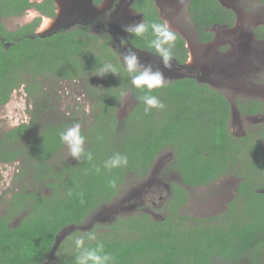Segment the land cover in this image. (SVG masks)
I'll return each mask as SVG.
<instances>
[{"label":"trees","instance_id":"1","mask_svg":"<svg viewBox=\"0 0 264 264\" xmlns=\"http://www.w3.org/2000/svg\"><path fill=\"white\" fill-rule=\"evenodd\" d=\"M101 2L93 0L95 5ZM191 3L201 42L214 36L205 27L215 23L232 27L235 22V13L218 0ZM135 6L147 22H161L151 1L139 0ZM30 9L40 16L14 31L1 21L23 17ZM56 10L54 0H0V106L23 85L34 97L31 121L0 132V184L1 166L13 165L18 168L12 183H19L7 199L0 195V205H5L0 211V264H52L46 261L56 247L55 264H75L69 237L89 231L105 243L116 264H264V152L254 134L238 137L231 132L232 105L227 97L195 78H180L151 93L166 107L146 114L138 100L145 91L131 85L120 51L111 48L117 46L112 36H100V29L90 26L37 34L43 18H55ZM258 31L259 39H264L263 29ZM147 39L131 37L130 43L152 58ZM187 58L186 42L178 36L173 59L184 64ZM109 61L119 62L121 75H92ZM60 79L81 80L91 100L90 123L82 127L86 148L93 154L91 162L70 157L60 141L59 132L77 122L61 111L55 91L48 90L53 80ZM122 91L131 93L135 105L118 117ZM238 104L242 114L264 112L262 101ZM98 136L103 140L98 141ZM166 150L174 158L165 171L177 172L182 181L171 183L165 218L122 215L106 231H97L98 225L103 228L98 223L94 229L74 230L61 239L65 230L81 227L97 208L111 204L130 178L148 175ZM115 152L128 157L127 167L103 170L100 175L90 171L102 167ZM228 177L238 178L240 188L226 213L210 218L184 215L189 202L186 187L211 186ZM110 179H116V187L110 186Z\"/></svg>","mask_w":264,"mask_h":264},{"label":"rangeland","instance_id":"2","mask_svg":"<svg viewBox=\"0 0 264 264\" xmlns=\"http://www.w3.org/2000/svg\"><path fill=\"white\" fill-rule=\"evenodd\" d=\"M33 1L40 2L42 0ZM70 1L71 0H55L56 5L58 7V17H44L40 27L37 30V34L46 35L51 32L64 29L65 27L74 28L79 24H82L81 26L86 25L81 18L74 15L76 14V10L73 9V7L70 8ZM233 3L242 13L246 14V16L242 18L241 23H239V26L236 29L237 32H240L241 30L245 34H250V29L254 27V25L256 26L258 25V23L259 25H264V17L261 15V13H264V6H261L253 0H242V3ZM184 15L186 14L183 13V16ZM39 16L40 15L38 14V12L33 9H30L26 12L23 17L6 18L3 19V22L9 30L14 31L19 27L27 24L28 22L33 21L36 17ZM65 16L67 17L66 22L64 20ZM68 16H72L69 21ZM186 18L189 19L187 15ZM95 23L96 21L94 20L90 27L94 29H100V31L98 30V34H100V36H104L105 31L102 28H99L101 23ZM62 25H65V27H63ZM183 25H185V23H183ZM93 32L96 33L95 31ZM227 35L229 34L227 31H225V34L220 39H228L226 37ZM233 36L236 35H234V33H230V37ZM112 39L117 46H111V48L114 51H116V49L120 51L119 57L122 60V52L124 51V49L120 46V37L113 38L112 36ZM192 41L194 42V44L198 45V40L193 39V36ZM248 41H250V43H255V41L251 39ZM258 45L260 47L258 46L259 50H255L257 56L256 59L254 58L255 61H252L250 63L246 62L247 68H250V66L252 65V68H254L255 70L254 71L251 69L254 75L253 85L264 84V62L260 59V56L264 54V41H261V43H259ZM188 46L190 50L191 45L189 44ZM195 50L196 46L194 45L192 52H190V67H188L187 70H182L183 73H186V71L191 70L193 68H201L204 66L202 60H199L198 62L192 61V59L195 58V55L193 53ZM203 50H205V52L208 51L205 48H202V51ZM221 63L226 65V59H223ZM239 67L245 68V65ZM194 73L196 76H198L196 72ZM180 76L183 75L181 74ZM219 77L216 81L226 87V81H224L222 77L221 79ZM94 81L96 83L98 80L95 79ZM88 86H94V83H89ZM249 87L250 86L240 88H235L233 86L226 87L230 91L229 93L225 92V94L229 97L228 99L231 101L233 108L234 106H236L235 104L238 99H246L238 97L234 98L232 96L233 92L237 93V95H240L241 97L246 95L251 97H258L253 99L264 100V96L249 93L246 90ZM215 88L221 89L219 85H217V87ZM48 90L55 91V96L56 98H58L57 100L59 102L61 111L67 117H74L73 120L77 122L79 121L82 127H85L88 123H90L89 118L92 116L91 114L93 113V106L91 105V100L90 98H88L87 91L84 89L81 80H53V83ZM252 91L253 90L251 88V92ZM41 96L43 97V95ZM131 96V93H128L126 96L123 97L121 101V107L118 111V117H123L127 115L130 110L134 107L135 102L131 99ZM33 98L34 97L28 96L26 90L24 89V85L12 93L10 101L5 105L0 106V132L9 131L16 126H19L20 124L29 123L31 121L32 114H30L29 111H33L34 109ZM261 119L262 117L248 119L234 111L233 119L229 122V127L234 134L243 136L245 134L247 135L250 132L258 130L259 125L262 124ZM84 120L86 121V123L83 122ZM261 152H264V147H261ZM173 158L174 154L171 150H166L162 152L156 158L152 169L150 170L148 175L143 178H130L121 189L119 195L111 204L97 208V210H95L93 214L88 218L87 222H85L81 227H71L68 230H65V232H63V234L61 235V239H64L74 230L88 231L94 229L98 223L102 225L103 228L98 225V227H96L97 231H106L108 230V226L113 221L125 214L138 215L145 213L156 220H161L165 218L166 214L163 208L166 204L167 198L172 193L171 183L174 181L180 182V176L177 172L172 171L168 173L165 171V168L171 163ZM17 168L18 167L16 165L8 167L1 166L2 180L0 184V195H2L5 199H7L12 194L13 189H16V187L19 185V183L17 184L16 182L15 184H17V186L13 185L12 183L14 172L17 171ZM228 179V182H223L224 180H222L221 182L208 187L193 189V191L191 190V199L186 205V211L184 212V215H188L190 217L194 216L198 218H207L226 212L227 202L232 198L235 192V189L233 188L234 182H237L236 177H228ZM4 209L5 205H0V211H4ZM57 248L58 247H56L48 256L46 262L52 264H55L57 262Z\"/></svg>","mask_w":264,"mask_h":264},{"label":"flooded vegetation","instance_id":"3","mask_svg":"<svg viewBox=\"0 0 264 264\" xmlns=\"http://www.w3.org/2000/svg\"><path fill=\"white\" fill-rule=\"evenodd\" d=\"M44 1L45 0L35 3H41ZM137 1L139 0H102V2L99 5H95L93 1H91L92 2L91 4L89 0H79L80 6L78 8H75L76 14L74 15L78 16L84 21V23L86 24L84 26H90L94 20L96 21L95 24L101 23L99 28H102L105 31V34H109L110 36H113V38L120 37L121 39L123 37L124 39L129 40V47H133L130 43L131 37L129 36L128 33L123 31V26L131 24L133 22H139L145 18V14L143 12L136 10L137 6H135V4ZM149 1H151L156 7L158 11L159 20L161 22L162 21L169 22V25L171 29L175 32L176 36L177 37L179 36L185 40L186 47L188 49V58L184 62V64H180L175 59H172V67L169 70L163 68V65L160 63L157 57L155 56H153L152 58L146 57L150 53L143 52L135 48L138 54L140 55L142 63L145 64L151 63L153 67L160 68V70L163 71L164 76L166 78V83L172 82L180 78L191 77L198 80L201 84L212 86L213 88L219 85L221 89L220 88H215V89L221 91V93H223L227 97V99L229 97L225 94V92L229 93L230 91L229 89L226 88L227 86H233L235 88L250 86L253 91L251 92V88L249 87L246 89L249 93H253L259 96H264V84L253 85L254 75L252 73V70H254V68H252V65L250 66V68L246 67V62L250 63L252 61H255L254 58L255 59L257 58L255 50H259L258 44L261 43V41H264V39H259V35L261 34V32L259 33L258 29L262 28L264 32V25L262 24L259 25V23L256 26L254 25V27L250 29L251 31L250 34H245L241 30L240 32H237L236 29L239 26V23H241L242 18L246 16V14L242 13L233 2L242 3V0H218L221 6L235 13V22L232 27H228L226 25H220L219 23H215L212 26L205 27L204 31H208L214 34L213 39L207 43L201 42L199 25L195 20L196 16L191 11V6H192L191 0H149ZM253 1L257 3L256 0ZM32 2L34 1L32 0ZM261 6H264V4H261ZM183 13H185L189 19L186 18V15L183 16ZM261 15L264 17V13H261ZM71 17L72 16L70 17L68 16V21L71 19ZM64 20L65 22L67 21L66 16L64 17ZM1 21L3 22V19ZM183 23H185L186 27L185 25H183ZM81 25L82 24H79L74 28H66L64 25L65 27L64 29L57 31H62V30L67 31L70 29H76ZM225 31H227L229 34L226 36L228 39L221 40L220 38L223 37ZM230 33H234V35L236 36L230 37ZM192 36L193 39L198 40V45L194 44V42L192 41ZM250 39L255 41V43H250V41H248ZM247 43L249 44L248 46H246ZM189 44L191 45L190 50L188 46ZM194 45L196 46V50L193 52L195 58L192 59V61L198 62L199 60H202L204 66L201 68H193L191 70L186 71V73H183L182 70H187V68L190 67L189 66L190 65L189 60L191 57L190 52H192ZM202 48H205L208 51L207 52H205V50L202 51ZM223 59H226L227 61L226 65L221 63ZM260 59L261 61L264 62V54L260 56ZM241 62L242 65H245V68L239 67L242 66ZM194 72H196L198 76H196ZM181 74L183 76H180ZM218 77L220 79L222 77V79L226 81L225 84L226 87H224V85H221L218 83V81H216ZM232 96L234 98L238 97V98H246V99H240V100L238 99V101H236L235 104L236 106H234L235 109L233 108L231 101L228 99L232 105L231 120L233 119L234 111H236L239 115L248 119L255 117H262L261 119L262 124H260L262 126L259 125L258 130L250 133L254 134L257 137V141L261 142V145L258 146L264 147V137H260L261 133H264L263 130L264 112L256 115H250L247 113L242 114L240 111L241 110L240 106L238 104L239 101L246 102L248 100H258L264 103V100L253 99L258 97H251L246 95H244L245 97L244 96L241 97L240 95H237V93L235 92H233ZM235 135L238 137L247 136L246 134H245L246 136L245 135L239 136L237 134ZM231 178H235V177H231ZM179 181L180 182L182 181L181 177ZM228 181L229 179H224L223 182H228ZM239 182L240 181L238 180V178H237V182H234L233 188L235 189V192L232 198L227 202V210H228V204L233 200V198L236 195H239L238 193V189L240 188ZM186 188L190 196L191 190L193 191V189L204 188V187H198V188L186 187ZM190 199L191 196L189 197V201ZM130 215L132 214H125L123 216H130Z\"/></svg>","mask_w":264,"mask_h":264},{"label":"clouds","instance_id":"4","mask_svg":"<svg viewBox=\"0 0 264 264\" xmlns=\"http://www.w3.org/2000/svg\"><path fill=\"white\" fill-rule=\"evenodd\" d=\"M123 31L128 33L130 37L140 39H147L150 31L151 39H147L148 49L159 59L163 68L171 69L173 49L177 36L168 22L153 21L149 23L144 18L139 22L123 26ZM120 46L124 49L122 52L123 70L130 78L131 85L138 90L145 91L143 96L138 97V100L145 106L144 112L147 114L153 109L164 110L165 104L156 95L151 94L154 90L165 86L166 78L163 71L160 68H154L151 63H142L137 50L134 47H129V40L121 38ZM92 73V75L101 78L109 74L118 76L121 75V67L119 62L109 61L100 64ZM120 95L126 96L127 93L122 91ZM59 138L61 143L68 148L70 157L79 162L93 161V154L86 148L87 138L82 134V126L79 122H74L70 127L60 131ZM97 140L102 141L103 137L98 136ZM128 163L126 155L115 152L107 160L103 161L102 167L93 166L90 171L100 175L103 170L110 172L113 169L125 168ZM109 184L113 188L116 187V179H110ZM72 194L69 191L68 195L71 196ZM79 195L81 196V203H83V194ZM69 239L72 241L76 251L75 264H116V257L106 250L105 243L97 238L94 231H89L76 237H69ZM89 242H95L94 246Z\"/></svg>","mask_w":264,"mask_h":264},{"label":"water","instance_id":"5","mask_svg":"<svg viewBox=\"0 0 264 264\" xmlns=\"http://www.w3.org/2000/svg\"><path fill=\"white\" fill-rule=\"evenodd\" d=\"M91 1L92 0H89V2H91ZM91 4H92V2H91ZM69 5H70V8L73 7V9H75V8H78L80 6V3H79V0H71ZM89 13H90V11H89ZM62 26L64 27V25H62Z\"/></svg>","mask_w":264,"mask_h":264}]
</instances>
